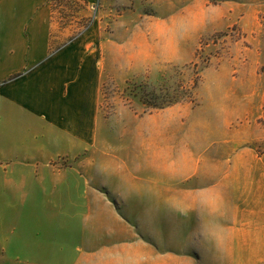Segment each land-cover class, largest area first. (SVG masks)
I'll return each instance as SVG.
<instances>
[{
    "label": "crops",
    "instance_id": "obj_1",
    "mask_svg": "<svg viewBox=\"0 0 264 264\" xmlns=\"http://www.w3.org/2000/svg\"><path fill=\"white\" fill-rule=\"evenodd\" d=\"M53 1L0 0V260L223 262L205 244L230 238L240 245L241 235L228 237L219 214L220 232L209 234L205 210H224L227 188L203 185L198 171L158 179L148 192L147 177L128 172L123 156L98 153L100 33L93 23L52 52ZM155 211L171 212L161 234L146 224Z\"/></svg>",
    "mask_w": 264,
    "mask_h": 264
},
{
    "label": "rangeland",
    "instance_id": "obj_2",
    "mask_svg": "<svg viewBox=\"0 0 264 264\" xmlns=\"http://www.w3.org/2000/svg\"><path fill=\"white\" fill-rule=\"evenodd\" d=\"M50 8L52 52L93 23L100 33L98 153L123 156L128 172L147 177L148 192L158 179L198 171L203 185L227 188L224 210H205L206 229L220 232L219 214L242 243L205 250L226 256L220 264H264V0H57ZM155 212L149 231L166 232L171 212Z\"/></svg>",
    "mask_w": 264,
    "mask_h": 264
},
{
    "label": "trees",
    "instance_id": "obj_3",
    "mask_svg": "<svg viewBox=\"0 0 264 264\" xmlns=\"http://www.w3.org/2000/svg\"><path fill=\"white\" fill-rule=\"evenodd\" d=\"M54 1H57V0H54ZM54 1H53V2H54Z\"/></svg>",
    "mask_w": 264,
    "mask_h": 264
}]
</instances>
